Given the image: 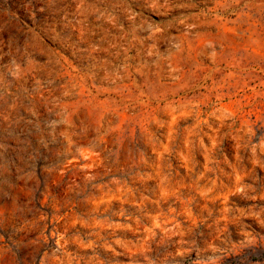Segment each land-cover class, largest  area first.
<instances>
[{
  "label": "rangeland",
  "instance_id": "rangeland-1",
  "mask_svg": "<svg viewBox=\"0 0 264 264\" xmlns=\"http://www.w3.org/2000/svg\"><path fill=\"white\" fill-rule=\"evenodd\" d=\"M0 264H264V0H0Z\"/></svg>",
  "mask_w": 264,
  "mask_h": 264
}]
</instances>
